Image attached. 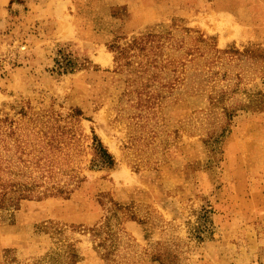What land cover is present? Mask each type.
Segmentation results:
<instances>
[{
    "label": "rangeland",
    "instance_id": "rangeland-1",
    "mask_svg": "<svg viewBox=\"0 0 264 264\" xmlns=\"http://www.w3.org/2000/svg\"><path fill=\"white\" fill-rule=\"evenodd\" d=\"M7 116L81 180L0 204V264H264V0H0Z\"/></svg>",
    "mask_w": 264,
    "mask_h": 264
},
{
    "label": "trees",
    "instance_id": "trees-1",
    "mask_svg": "<svg viewBox=\"0 0 264 264\" xmlns=\"http://www.w3.org/2000/svg\"><path fill=\"white\" fill-rule=\"evenodd\" d=\"M60 50L55 58L57 73L74 72L90 64L88 58L73 57ZM76 56V55H75ZM26 114L22 108L16 111ZM75 116L81 115L79 109ZM28 133H22V129ZM67 132L50 124L21 126L18 120L0 117V204L17 208L26 199L67 197L71 185L81 180L61 153ZM93 166L112 167L115 159L96 134L93 136Z\"/></svg>",
    "mask_w": 264,
    "mask_h": 264
}]
</instances>
